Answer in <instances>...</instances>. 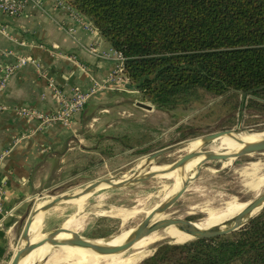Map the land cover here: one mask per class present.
I'll return each mask as SVG.
<instances>
[{"label": "rangeland", "instance_id": "obj_1", "mask_svg": "<svg viewBox=\"0 0 264 264\" xmlns=\"http://www.w3.org/2000/svg\"><path fill=\"white\" fill-rule=\"evenodd\" d=\"M129 90V92L123 91L122 95L121 92L119 93V97L114 102L113 112L108 117L97 119L92 126L83 128L86 140L83 142V152L79 155L82 157L72 158L76 156L73 152L71 156L68 155L63 163L64 167H61L49 187L34 196L26 212L21 211L14 229L9 233L8 251L0 264H8L15 251L24 243L22 230L30 213L54 197L76 193L97 180L125 177L133 173L137 174L141 170L143 177L133 185L112 188L110 185L113 184L105 183L98 186L85 199L82 209L74 202L64 201L50 207L44 213H40L39 210L32 216L28 230L30 242H35L73 218L82 221L81 227L77 230L79 235L90 239L111 240L136 226L147 210L164 200V195L174 183L171 177L155 175L147 178V174L151 173H142L148 155L159 149L182 143L156 157L147 167L151 164L157 167L161 164L169 165L187 151L208 150L212 142L227 135L199 148V140L205 134L220 130L264 131V109L248 106L242 94L231 97H205L203 100L172 110H161L143 99L132 87ZM138 101L151 105L152 108L137 106L135 102ZM195 139H197L196 145L188 148ZM254 141L256 140L247 144ZM238 148L219 151H232ZM200 159L199 153L194 154L187 163H195ZM190 172V169H186L182 174V180L185 175L189 176ZM262 176H264V150L232 160L208 161L187 184L180 198L165 211L164 218L175 217L194 223L206 216L208 208L218 210L232 200L249 202L264 192V185L260 188H255L253 185L254 181ZM131 178L133 176L128 179ZM116 208H135L138 211L124 222L113 214ZM231 219L218 225L221 228L227 227L232 224ZM162 243L174 242L168 237L156 241L148 246L146 255H143L136 264L150 256ZM52 248L51 251H54L57 246ZM43 249L44 246L40 252ZM50 252L39 261V264H51L47 261Z\"/></svg>", "mask_w": 264, "mask_h": 264}, {"label": "trees", "instance_id": "obj_2", "mask_svg": "<svg viewBox=\"0 0 264 264\" xmlns=\"http://www.w3.org/2000/svg\"><path fill=\"white\" fill-rule=\"evenodd\" d=\"M123 57L121 76L172 110L244 95L264 109V0H65ZM139 264H264V206L227 234L162 243Z\"/></svg>", "mask_w": 264, "mask_h": 264}, {"label": "crops", "instance_id": "obj_3", "mask_svg": "<svg viewBox=\"0 0 264 264\" xmlns=\"http://www.w3.org/2000/svg\"><path fill=\"white\" fill-rule=\"evenodd\" d=\"M110 49L96 30L85 29L51 0H43L40 7L27 4L16 16L0 11V66L15 63L17 55L39 65L17 68L0 90V104L50 114L59 106L55 89L71 95L95 83L103 85L69 125L41 124L11 110L0 112V263L21 211L49 187L68 155L82 157L83 128L108 117L119 93L130 91L121 75L106 82L116 67V61L104 55Z\"/></svg>", "mask_w": 264, "mask_h": 264}, {"label": "bare ground", "instance_id": "obj_4", "mask_svg": "<svg viewBox=\"0 0 264 264\" xmlns=\"http://www.w3.org/2000/svg\"><path fill=\"white\" fill-rule=\"evenodd\" d=\"M226 134L221 135V136L226 135L222 138H219V137H221V136H219L218 137L219 139L212 142L211 145H209L208 150H204V151L205 152H216V151L223 150V149H234V148L242 147L250 141L256 140L254 142H258L259 140L264 138V131H260V132H242V131L235 132V131H231L230 133H226ZM215 139H217V138H215ZM196 142H197V139H195L188 146V148L196 145ZM254 142H252V143H254ZM204 145H205V143H203L201 138H200L199 148H201ZM232 151H234V150H232ZM227 152H231V151H227ZM199 155L201 157L200 161L195 162V163H187L186 162L182 166L176 167L174 169H170V166L167 164H165V165L161 164L159 167H157V165L151 164V166L147 167V165L149 163L146 164V162H145L146 165L144 166L142 173H151V174H155V175H162V176L171 177L173 179L174 183H173L172 187L163 197L164 199H166V198L170 197L178 189V187L180 186V182L182 180V174L186 169L191 170V172H190L191 176L185 175V177L183 179L185 181V183L188 184L190 181H192L194 179V177L196 176L195 168L197 167V165H199L201 163V161L203 159V154L199 153ZM255 164H257V163H255ZM143 175L144 174L141 175V170L138 171L137 174L135 176H133V178L128 179L125 182V185H133L135 183H138L141 180V178L143 177ZM122 178L123 177H117V178L111 177V178H109V180L103 181L102 183L95 185L94 187L90 188L89 190L83 192L82 194H80L76 197H73L69 201L74 202L78 208L82 209V206L84 205L85 199L88 198V196L91 194V192L95 188H97L98 186L103 185L105 183L116 184L119 181H121ZM241 182H244V181H241ZM253 185L255 188H260V186L264 185V176L255 180ZM256 193H257V191H256ZM72 195H74V194H72ZM159 198H160V196H159ZM247 203L248 202H239L236 200H232V201H229L224 207H222L218 210L208 208L206 210V214H205L206 216L202 220L195 221L192 224L201 230L210 228V227L217 225L219 223H223L227 219H230L233 216H235L239 211H241V209H243L245 207V205ZM150 209L147 210L146 213H148L150 211ZM45 211H46V209L40 210V213H44ZM137 211L138 210L135 208H131V209L130 208L129 209L116 208V210L114 211L113 214L119 216L122 219V221L125 222L126 219L133 216ZM164 215L165 214L155 215L151 220L162 219V218H164ZM81 223H82V221H80V220H75L73 218L69 219L62 226L63 230L57 232L55 234V236L59 237V238L75 237L73 235V233H77V230L81 227ZM137 229H138V225H136L133 228H131L130 230L124 231L118 235L116 234L117 236L113 237V239H111V240L110 239L109 240L95 239L94 243L105 244V245H118L120 243H123V242L131 239L133 237V235L136 233ZM28 237H29V234H28ZM166 237L170 238L175 243H181V242H184V241L190 239V236L187 233L180 231L174 225H169V226H166L164 228L152 231V232L142 236L139 240H137L127 250L120 252V253H116V254H107V255L96 254L95 252H93L89 248L84 247V246H80L77 244L60 245V246H57L56 250L51 251V249H53V248L50 246V244L43 243V244H41L39 246H35L31 250H29L23 257L20 258L18 264H39V261L41 259H43V257L47 253H49L50 251H51L50 252L51 254L49 255V258L47 259V261H49V263H51V264H62V263H66V264H136L137 261L143 255H146L145 253H146V249L148 248V246L153 245V243H155L156 241L163 239V238H166ZM23 241L25 243V240H23ZM119 241H121V242H119ZM24 243H22V245ZM43 246H44V249L42 250V252H40Z\"/></svg>", "mask_w": 264, "mask_h": 264}, {"label": "water", "instance_id": "obj_5", "mask_svg": "<svg viewBox=\"0 0 264 264\" xmlns=\"http://www.w3.org/2000/svg\"><path fill=\"white\" fill-rule=\"evenodd\" d=\"M137 106L151 109V105H147L143 102H136ZM231 130H220L211 132L208 134H205L201 136V140L203 143H208L215 138H218L219 136L230 133ZM189 141V140H188ZM186 141V142H188ZM182 143L159 149L150 155H148L145 159L146 164L152 162L156 157L160 156L163 153H166L170 151L171 149L181 145ZM264 150V138L259 140L258 142L249 143L246 144L234 151L227 152V151H220V152H205L204 150H197V151H187L182 156H180L176 161L172 162L170 165V169H174L176 167L182 166L185 164L194 154L201 153L203 154V159L199 165L195 168V173L197 174L204 163L211 161V160H232L236 159L238 157H241L243 155L252 154L255 152H261ZM136 173H133L132 175L125 176L116 184L110 185L112 188H118L121 186H125V182L130 178L131 176H134ZM155 174H147V178L153 177ZM109 178H105L102 180L94 181L82 189H80L77 193H72L70 195H66L63 197H54L53 199L41 204L40 206L36 207L33 212L30 213L29 217L27 218L25 225L22 230V238L25 240V243L18 248L15 253L13 254L10 262L8 264H18L21 257H23L29 250L34 248L35 246H39L43 243L50 244L51 247L54 246H60V245H66V244H77L80 246H84L95 252L96 254L100 255H107V254H116L123 252L127 250L129 247H131L137 240H139L142 236L164 228L169 225H174L177 227L180 231H183L184 233H187L190 235V239L186 240L189 241L191 239H197V238H209V237H215L223 234L230 233L232 231L237 230L241 226H243L250 218L255 215V213L264 206V192L259 194L257 197H255L253 200L249 201L241 211H239L235 216L232 217L231 221L232 224L221 228L218 224L214 225L210 228L201 230L197 228L195 225L191 223L190 220L181 219V218H162V219H155L151 220L155 215L159 214H165V211L169 209L183 194L185 191V188L187 184L184 180H181V184L178 187V189L168 198L164 199L154 207L150 209L148 213L145 214L143 219L137 224L138 229L136 233L133 235V237L123 243H120L118 245H105V244H97L94 243L95 239H90L83 237L79 235L78 233H73L75 237H63L59 238L56 237L55 234L62 229V227H58L53 229L52 231L46 233L43 235L40 239H38L35 242H30L28 237V230L31 224V218L32 216L38 212L39 210L49 209L50 207L57 205L64 201H69L73 197H76L83 192L89 190L90 188L94 187L95 185H98L99 183H102L103 181H107ZM255 212V213H254ZM111 237V236H110ZM184 241V242H186ZM182 242V243H184ZM175 243V242H174Z\"/></svg>", "mask_w": 264, "mask_h": 264}, {"label": "built area", "instance_id": "obj_6", "mask_svg": "<svg viewBox=\"0 0 264 264\" xmlns=\"http://www.w3.org/2000/svg\"><path fill=\"white\" fill-rule=\"evenodd\" d=\"M53 5L59 9L66 11L72 15L83 27L89 31H95L92 24L86 18L77 12L65 0H51ZM43 0H0V11L8 16H16L27 4L40 7ZM116 61V67L108 76L106 82H113L117 75H121L124 57L117 51L110 49L109 53L104 54ZM27 63H32L38 67V62L26 56L17 55L16 62L4 66H0V90L5 87V84L14 71ZM103 88L102 84L93 85L86 90H76L71 95H65L60 90L55 89V95L58 100V108L50 114H44L34 108L26 106L9 107L0 104V112L11 110L21 117L28 119H37L41 124H47L58 121L63 125H69L72 117L84 110L86 103L91 99L93 94Z\"/></svg>", "mask_w": 264, "mask_h": 264}]
</instances>
